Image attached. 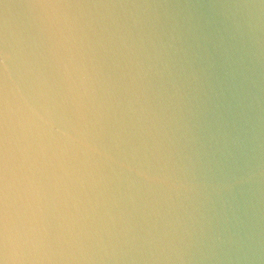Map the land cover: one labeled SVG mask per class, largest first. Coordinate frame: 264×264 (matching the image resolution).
I'll return each mask as SVG.
<instances>
[{"label":"clouds","instance_id":"clouds-1","mask_svg":"<svg viewBox=\"0 0 264 264\" xmlns=\"http://www.w3.org/2000/svg\"><path fill=\"white\" fill-rule=\"evenodd\" d=\"M0 264H264V0H0Z\"/></svg>","mask_w":264,"mask_h":264}]
</instances>
